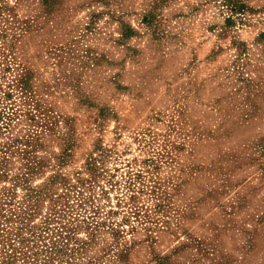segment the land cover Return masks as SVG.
<instances>
[{"label": "rangeland", "instance_id": "1", "mask_svg": "<svg viewBox=\"0 0 264 264\" xmlns=\"http://www.w3.org/2000/svg\"><path fill=\"white\" fill-rule=\"evenodd\" d=\"M62 204L72 264H264V0H0V240Z\"/></svg>", "mask_w": 264, "mask_h": 264}, {"label": "trees", "instance_id": "2", "mask_svg": "<svg viewBox=\"0 0 264 264\" xmlns=\"http://www.w3.org/2000/svg\"><path fill=\"white\" fill-rule=\"evenodd\" d=\"M102 154H104V148L103 153L101 152L99 155L91 156V159L87 163V167L94 178L99 176L102 171L100 162ZM78 180L83 183L82 178ZM73 185L76 187V184H71V186ZM80 190L78 189L79 195L82 194ZM43 192L41 190H35V193L30 192L28 194L29 200L35 199L37 201L36 203L39 204L43 198ZM70 196L71 193L69 191L62 193L65 205L71 203L69 201ZM63 205H61L60 209H53L55 212L47 216L42 224L34 223V225L29 226L28 229L31 233L28 236L24 235L20 230L27 225L25 222H28L29 219H23L25 221H23L24 225L19 226V230L15 233L14 237L6 236L5 231H1L4 239L0 240V264H52L56 259H60L58 260L60 264H72L67 256V249L64 247V240L62 238L64 237V231H60L58 236H51L44 233L48 229H51L50 225L53 221H58L61 218L59 216L64 214L65 207ZM0 214H2L1 211ZM66 227V225L61 226L63 228L62 230H71L70 228L66 229ZM47 237L50 239L46 240Z\"/></svg>", "mask_w": 264, "mask_h": 264}]
</instances>
